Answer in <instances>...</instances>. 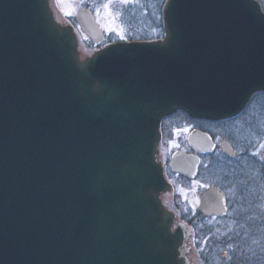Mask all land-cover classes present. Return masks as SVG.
Returning a JSON list of instances; mask_svg holds the SVG:
<instances>
[{
    "label": "water",
    "instance_id": "obj_1",
    "mask_svg": "<svg viewBox=\"0 0 264 264\" xmlns=\"http://www.w3.org/2000/svg\"><path fill=\"white\" fill-rule=\"evenodd\" d=\"M162 20L161 40L81 60L49 0H0V264H193L191 231L160 197V123L228 119L264 92V13L256 0H167ZM76 21L103 43L88 10ZM198 163L176 152L169 167L193 180ZM198 211L227 214L215 188Z\"/></svg>",
    "mask_w": 264,
    "mask_h": 264
},
{
    "label": "rangeland",
    "instance_id": "obj_2",
    "mask_svg": "<svg viewBox=\"0 0 264 264\" xmlns=\"http://www.w3.org/2000/svg\"><path fill=\"white\" fill-rule=\"evenodd\" d=\"M165 1L161 5L160 0H149L147 2H141L140 0H126V2L125 0H49V3L54 18L58 23L61 25L69 24L73 26L77 36V50L80 53L79 57L83 60L92 56V54L107 44L119 41H128V39H126V34L128 32L127 28L121 27L119 24V17L122 14L123 5L131 6L134 11L138 10L139 12L137 15L136 12H131L132 15L137 16V18L133 20H141V23L146 24L144 32H146V34H150L151 36H156L157 33L152 27L157 19H160L162 22V9ZM258 2L264 6V0H258ZM84 8L93 14L96 23L104 33L105 41L100 46H94L80 31L74 21L76 13ZM143 9L145 13H142ZM148 10L149 12L147 13ZM260 100L261 98H255L254 100L252 98L245 110L247 111L246 117L254 115V112H259L257 110V105ZM260 113L263 117L260 124L264 127V112L260 111ZM182 117V114H178L170 119L172 120V125L168 131L166 139L167 144L164 143V146L169 149L167 150L168 152H173L180 142L185 141L187 134L192 128H194L195 125H197L192 123L183 124L185 121ZM249 150H252L254 153L253 156H251L252 159H255L256 156L254 155H257L258 158L261 159L264 153V141L259 142L255 149L250 148ZM253 167L255 168V165ZM252 174H255V169ZM166 178L167 180L169 179L168 181L172 185L173 189L172 192H170V195L166 196L167 201H165V204L169 210L174 212L177 218L187 225L193 232L191 239L188 240L191 245V252L188 256L190 262L193 264H206V262L218 261L221 258V254L224 258L226 255L222 252L225 251L221 249L218 251L215 250V245L211 238L212 236H219L222 229L233 226V224L238 220L240 213L242 214L246 212L243 206L240 205L241 198H239L233 190L227 192L230 204L232 205V210L230 211V215L227 220L215 221L213 219L200 217L202 219L197 221V196L202 190V184H204L202 183L203 181L199 179L194 182L184 183L172 173L166 176ZM205 179L209 180V182L214 180L212 178L209 179L208 177ZM255 191L259 193V198L257 199L259 207H255L254 209L258 208L261 216L263 217L262 220L264 223V184H260L257 181L256 186L253 190H251V192L255 193ZM163 197L165 198V196ZM248 211H250V209ZM255 212L257 213L258 211ZM255 212L253 211V213ZM247 215L248 220L252 219V216H249V212ZM199 225H204L205 228L211 230L212 233L208 236V238L204 236L206 235L205 233L203 234L200 232L203 228L200 229ZM252 234L253 237L261 234L263 236L262 239L264 240V224L259 225V227L254 225L252 227Z\"/></svg>",
    "mask_w": 264,
    "mask_h": 264
},
{
    "label": "flooded vegetation",
    "instance_id": "obj_3",
    "mask_svg": "<svg viewBox=\"0 0 264 264\" xmlns=\"http://www.w3.org/2000/svg\"><path fill=\"white\" fill-rule=\"evenodd\" d=\"M246 113L247 111H242L236 117L223 121H192L183 116L182 119L185 121L183 124L192 123L197 125L190 130L185 138V141L180 142L173 152H168L167 150L169 149L164 146V143L167 144L166 139L168 131L172 125V120H170V118L161 122V140L158 146V160L163 166L165 176L172 173L184 183L194 182L199 179L203 181L202 183H204L202 184V190L197 196L198 204L196 207V213L199 217L213 219L215 221L227 220L230 215V211L232 210V205L230 204L227 192L233 190L234 193L241 198V192H244V190H253L257 181L260 183V178L263 177L262 159H259L257 155H254L256 156L255 159H250L254 153L252 150H249L250 148L255 149L259 142L264 141V127L260 124L263 117L260 112H254V115L248 117H246ZM192 132H199L202 135H207L213 145L212 150L201 154L193 150L188 141ZM223 143H227L229 145L231 152L234 154L233 157L222 151L221 148ZM176 152L196 157L198 159L199 163L197 167V174L193 180L173 173L170 170L169 165L171 158ZM254 165L255 168L253 167ZM254 169L255 174L253 175L252 172ZM247 173L251 175L249 176ZM206 177L214 180H212L211 183L209 180L205 179ZM209 188L217 189L223 197L224 205L227 209V214L224 217L206 216L199 213L198 206L200 203V195ZM170 192H172V190ZM170 192L164 193L161 196L165 206V201H167L166 196L170 195ZM163 196H165V198ZM221 257L223 258L222 254Z\"/></svg>",
    "mask_w": 264,
    "mask_h": 264
},
{
    "label": "trees",
    "instance_id": "obj_4",
    "mask_svg": "<svg viewBox=\"0 0 264 264\" xmlns=\"http://www.w3.org/2000/svg\"><path fill=\"white\" fill-rule=\"evenodd\" d=\"M141 2L149 1V0H140ZM160 5L165 0H160ZM138 3V2H137ZM122 14L119 17V24L121 27L127 28L128 32L126 34V39L128 41H150V40H157L163 36V26L160 19L155 21L153 24V30L157 33L156 36H151L150 34H146L144 32V28L146 24L141 23V20H133L137 18L138 10L134 11L131 6L123 5L122 7ZM264 11V6H262ZM131 12H136V15H132ZM149 10L147 11V13ZM144 12V9L142 10ZM140 19V18H138ZM261 98L260 102L258 103L256 109L260 112H264V93L257 94L253 97L254 99ZM251 159V157H250ZM251 165V164H250ZM250 167V166H249ZM249 176L251 174L247 173ZM260 184H264V178H260ZM259 194L255 191V193L244 190L241 192V205L243 206L246 212L240 213L238 220L233 224L231 227H227L222 229V232L219 236H212L211 240L214 242L215 250H224L226 253L225 258H220L218 261H211L206 262V264H264V240L262 239L263 236L261 234L256 235L253 237L252 234V227L255 225L259 227V225L263 223V217L261 216L260 211L258 208L254 209L255 207H259L258 199ZM246 207V208H245ZM250 209V211H248ZM253 211H258L257 213H253ZM249 212V216H252V219H247V214ZM198 220H201L199 216L197 217ZM202 222V221H201ZM253 223V225H252ZM252 225V226H251ZM200 232L205 237L211 235V230L205 228L204 225H199Z\"/></svg>",
    "mask_w": 264,
    "mask_h": 264
},
{
    "label": "snow or ice",
    "instance_id": "obj_5",
    "mask_svg": "<svg viewBox=\"0 0 264 264\" xmlns=\"http://www.w3.org/2000/svg\"><path fill=\"white\" fill-rule=\"evenodd\" d=\"M125 2H126V0H125Z\"/></svg>",
    "mask_w": 264,
    "mask_h": 264
}]
</instances>
